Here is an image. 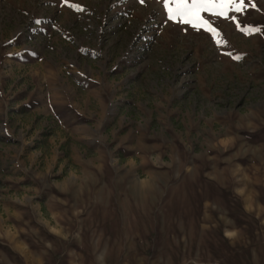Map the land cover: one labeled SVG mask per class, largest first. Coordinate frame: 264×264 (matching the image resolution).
I'll use <instances>...</instances> for the list:
<instances>
[{"label":"rangeland","instance_id":"obj_1","mask_svg":"<svg viewBox=\"0 0 264 264\" xmlns=\"http://www.w3.org/2000/svg\"><path fill=\"white\" fill-rule=\"evenodd\" d=\"M170 6L0 0V264H264V0Z\"/></svg>","mask_w":264,"mask_h":264},{"label":"snow or ice","instance_id":"obj_2","mask_svg":"<svg viewBox=\"0 0 264 264\" xmlns=\"http://www.w3.org/2000/svg\"><path fill=\"white\" fill-rule=\"evenodd\" d=\"M141 4H144L146 0H139ZM68 3V0H65ZM168 19L170 21L182 22L185 25H191L196 29H205L211 33L218 34L217 29L204 18L205 13H211L218 17L229 18V13L235 11L237 13L242 12L246 7V0H166ZM69 7L79 9L78 5L69 4ZM252 8H256V4H251ZM235 20V17H232ZM244 31V29H241ZM262 29L252 27L248 29L249 33H260ZM221 43V41H218ZM226 43V41H223ZM231 55V53H228ZM236 60L242 59L240 56L233 57Z\"/></svg>","mask_w":264,"mask_h":264},{"label":"crops","instance_id":"obj_3","mask_svg":"<svg viewBox=\"0 0 264 264\" xmlns=\"http://www.w3.org/2000/svg\"><path fill=\"white\" fill-rule=\"evenodd\" d=\"M141 142H142V141H141ZM141 148H142V145L140 144V146H139L137 149H138V150H141ZM142 149H144V148H142ZM135 150H136V149H135ZM132 151H133V150H132ZM133 152H134V151H133ZM137 152H138V154L140 153V151H137ZM138 154L133 153V154L127 156L126 158L129 159L130 162H134V160H136V156H138ZM149 162H151V161H149ZM141 163H142V165H143V163H144V164L147 163L145 156H142V158H141ZM141 169H142V172H146V171L149 170V168H147L146 166H145V167L142 166Z\"/></svg>","mask_w":264,"mask_h":264}]
</instances>
